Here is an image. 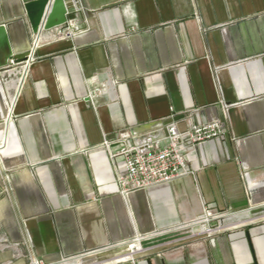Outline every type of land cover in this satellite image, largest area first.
<instances>
[{"label": "crops", "instance_id": "obj_1", "mask_svg": "<svg viewBox=\"0 0 264 264\" xmlns=\"http://www.w3.org/2000/svg\"><path fill=\"white\" fill-rule=\"evenodd\" d=\"M78 3L34 34L0 0L30 52L25 73L0 67V264H264V0ZM213 119L226 133L193 175L119 193L104 135ZM204 208L226 214L215 233L193 231Z\"/></svg>", "mask_w": 264, "mask_h": 264}, {"label": "built area", "instance_id": "obj_2", "mask_svg": "<svg viewBox=\"0 0 264 264\" xmlns=\"http://www.w3.org/2000/svg\"><path fill=\"white\" fill-rule=\"evenodd\" d=\"M72 31L64 37H71ZM34 40L31 49H34ZM27 60L17 62L8 60L13 74L23 73ZM105 89V86H103ZM223 105L224 115L228 104ZM226 133L223 121L213 119L201 124L188 122L184 130H179L175 121H169L163 127L132 135L129 130L117 132L113 138L104 135L103 147L113 160L120 156L122 169L116 172V185L119 193L126 197L135 190L166 184L174 179L193 175L200 167L191 168L189 161L197 155L199 146L211 139L222 138ZM113 145L116 149H112ZM2 146V145H1ZM226 214L213 208H204L203 213L193 222L194 232L212 234L218 230V222ZM135 241H139L136 239ZM137 244V243H136ZM134 244L133 252L142 248ZM132 259V256H131ZM31 264H47L41 260H32Z\"/></svg>", "mask_w": 264, "mask_h": 264}, {"label": "water", "instance_id": "obj_3", "mask_svg": "<svg viewBox=\"0 0 264 264\" xmlns=\"http://www.w3.org/2000/svg\"><path fill=\"white\" fill-rule=\"evenodd\" d=\"M21 3L34 34L59 26L69 27V23L80 13L78 0H21ZM29 56V51L21 53L12 51L5 26L0 24V67L6 66L11 58L21 62L27 60ZM161 126L159 121H150L135 125L129 131L132 135H140Z\"/></svg>", "mask_w": 264, "mask_h": 264}, {"label": "bare ground", "instance_id": "obj_4", "mask_svg": "<svg viewBox=\"0 0 264 264\" xmlns=\"http://www.w3.org/2000/svg\"><path fill=\"white\" fill-rule=\"evenodd\" d=\"M25 73V72H24Z\"/></svg>", "mask_w": 264, "mask_h": 264}, {"label": "rangeland", "instance_id": "obj_5", "mask_svg": "<svg viewBox=\"0 0 264 264\" xmlns=\"http://www.w3.org/2000/svg\"><path fill=\"white\" fill-rule=\"evenodd\" d=\"M194 231V230H193Z\"/></svg>", "mask_w": 264, "mask_h": 264}]
</instances>
